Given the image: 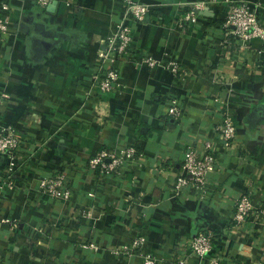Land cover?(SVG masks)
<instances>
[{"label": "crops", "instance_id": "obj_1", "mask_svg": "<svg viewBox=\"0 0 264 264\" xmlns=\"http://www.w3.org/2000/svg\"><path fill=\"white\" fill-rule=\"evenodd\" d=\"M141 1L152 8L134 25L133 58L121 64L120 88L106 102L92 92L91 76L123 1L52 0L44 9L34 0L9 1L13 29L0 36V126L16 127L25 139L19 170L11 173L0 156V264H127L112 250L138 235L158 264H206L213 256L222 264H264L262 220L231 221L240 194H250L254 209L264 207V38L243 51L223 24L224 0ZM252 1L261 4L264 24V0ZM201 2L199 22H184ZM145 56L158 65L144 64ZM171 62L187 75H172ZM170 99L181 104L179 120L166 114ZM223 112L234 119L236 147H218L219 166L204 193L194 186L173 193L185 151L217 137ZM130 144L138 154L120 174L86 168L98 150ZM55 171L69 178L67 202L37 189L38 177ZM200 230L215 236L204 257L187 247Z\"/></svg>", "mask_w": 264, "mask_h": 264}, {"label": "built area", "instance_id": "obj_2", "mask_svg": "<svg viewBox=\"0 0 264 264\" xmlns=\"http://www.w3.org/2000/svg\"><path fill=\"white\" fill-rule=\"evenodd\" d=\"M10 0H0V36L9 34L13 29L9 22L12 10ZM52 0H34V4L44 9ZM124 10L114 21V30L107 37L104 51L98 56L96 68L91 76V90L96 98L106 102V96L120 88V67L125 61L133 58L132 41L134 25L146 20L151 6L141 0H122ZM223 24L229 28L231 34L238 40V45L243 51L252 48L254 38H264V24L261 21L259 8L261 4L252 0H224ZM203 3L191 7L184 14L183 21L191 25L199 22L198 10ZM180 25V24H179ZM141 61L148 66L158 65V60L153 57H142ZM174 76L185 77L187 72L177 63L167 65ZM101 101V102H102ZM167 116L173 120L182 117L181 104L177 99H170L166 111ZM217 137L205 139L201 148H189L185 151L179 170L170 183L173 193L179 194L182 189L194 186L202 193L210 185V176L219 166V151L221 146L225 150H233L237 143V132L234 119L228 112H223L221 122L216 126ZM24 135L12 125L0 126V156L5 158L8 170L13 173L20 169L23 162L22 148ZM138 150L133 144L123 145L113 150L102 148L91 155L87 160L86 168L93 174H120L126 162L136 159ZM37 189L54 200L67 202L72 196V186L69 178L63 171H55L38 177ZM92 196L93 192H87ZM249 193L237 196L233 201L231 221L237 227L248 226L253 218L261 219L264 225V207L254 209ZM83 217H90V211H82ZM214 234L211 230L197 231L188 241L190 253L197 257H204L212 251ZM145 236L138 235L129 244L115 248L113 254L120 255L127 260V264H158L159 259L144 250ZM93 252L99 249L95 243L84 246ZM131 258V259H130ZM138 258L139 261H133ZM180 264L185 260L180 259ZM206 264H222L216 257H211ZM256 264V263H254Z\"/></svg>", "mask_w": 264, "mask_h": 264}]
</instances>
